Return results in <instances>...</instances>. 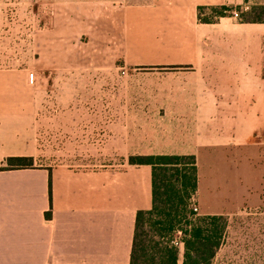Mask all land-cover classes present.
Segmentation results:
<instances>
[{
	"label": "crops",
	"instance_id": "obj_1",
	"mask_svg": "<svg viewBox=\"0 0 264 264\" xmlns=\"http://www.w3.org/2000/svg\"><path fill=\"white\" fill-rule=\"evenodd\" d=\"M251 1L0 0V8L44 10L38 22L48 29L37 38L116 40L122 72L113 96L54 99L27 94L23 75H0V167L10 157L35 158L45 104H59L75 135L91 120L99 156L92 169L0 172V264H130L136 213L152 208V169L129 164L131 157L194 156L199 215L232 213L227 191L212 184L221 168L237 173L260 156L264 24L229 16L201 23L198 9H243ZM116 156L119 166L111 163ZM178 252L183 264L182 244Z\"/></svg>",
	"mask_w": 264,
	"mask_h": 264
},
{
	"label": "rangeland",
	"instance_id": "obj_2",
	"mask_svg": "<svg viewBox=\"0 0 264 264\" xmlns=\"http://www.w3.org/2000/svg\"><path fill=\"white\" fill-rule=\"evenodd\" d=\"M253 6H264V0H252L250 5L239 11L233 9L227 15L238 21L239 13ZM36 11L34 15L27 8H0V75H23L24 82L29 85L25 87V92L45 98L116 94L115 89L122 74L118 69L121 63L116 56V40L110 37H85L70 43L44 39L42 36L37 38L42 31L40 27L48 28L38 22L44 16V10ZM261 17L264 19V14ZM260 73L264 75L263 55ZM16 92L17 89L13 87L9 94ZM45 106L47 111L42 110L37 121V152L32 158L33 166L60 165L77 170L94 168L99 156L96 146L98 138H92L88 124L92 121H82L84 124L80 132H83L75 135L76 130L71 132V129L65 128V121H61L59 104ZM259 154L254 162L245 161L244 169H237V173L235 168H221L222 174L217 180H221L220 183L210 179L215 182L212 186L223 193L227 191L232 207V213L225 216L227 229L212 264H264V141ZM230 157L234 158L228 155ZM111 163L119 166L121 159L116 156ZM241 175L247 182L237 185L235 179ZM218 189L217 193L221 194ZM192 204L198 208L195 196L189 202V208ZM196 213L199 214V210ZM180 238V233L175 234L174 240L180 243Z\"/></svg>",
	"mask_w": 264,
	"mask_h": 264
},
{
	"label": "trees",
	"instance_id": "obj_3",
	"mask_svg": "<svg viewBox=\"0 0 264 264\" xmlns=\"http://www.w3.org/2000/svg\"><path fill=\"white\" fill-rule=\"evenodd\" d=\"M230 10L225 6L200 7L198 20L213 24L220 18L227 17ZM246 10L248 11L239 13L238 22L264 24L261 17L264 6H253ZM129 164L148 165L152 169V208L136 213L130 264H177L178 247L172 242L178 233L181 234L180 240L184 248L183 264H212L223 243L227 218L219 215L201 216L189 208L188 204L195 196L198 183L195 157H131ZM31 168L32 158L10 157L4 161L0 172ZM48 198L51 202L50 180ZM50 218L51 212L48 211L45 220Z\"/></svg>",
	"mask_w": 264,
	"mask_h": 264
},
{
	"label": "built area",
	"instance_id": "obj_4",
	"mask_svg": "<svg viewBox=\"0 0 264 264\" xmlns=\"http://www.w3.org/2000/svg\"><path fill=\"white\" fill-rule=\"evenodd\" d=\"M234 16H237V15L234 14ZM29 81H31V76H29ZM190 209H191L194 213H196V212L198 211V208H197L194 204L191 205ZM172 244H173L174 246H176V247H179V246L181 245V242L179 243L178 240H174V241L172 242Z\"/></svg>",
	"mask_w": 264,
	"mask_h": 264
}]
</instances>
